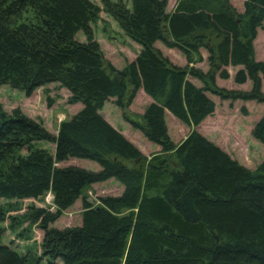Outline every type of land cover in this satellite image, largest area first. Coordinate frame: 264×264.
Returning a JSON list of instances; mask_svg holds the SVG:
<instances>
[{"label": "trees", "instance_id": "1", "mask_svg": "<svg viewBox=\"0 0 264 264\" xmlns=\"http://www.w3.org/2000/svg\"><path fill=\"white\" fill-rule=\"evenodd\" d=\"M166 2L129 0L128 8L101 0L140 48L118 70L92 37L99 8L88 0H0V86L29 97L56 84L67 104L79 105L56 134L17 108L0 110V202L50 193L54 207H27L21 216L41 231L36 255L3 243L0 203V264H264V158L248 169L194 129L214 112L208 94L264 107V61L253 50L257 31L264 32V0H242L241 12L228 0H177L167 13ZM79 31L83 42L74 39ZM155 43L179 51L184 66L172 65ZM199 49L205 71L194 67ZM227 67L236 68L233 84L248 82V90L215 84L216 76L228 79ZM138 90L150 102L137 121L122 118L158 147L148 159L99 113L109 100L124 111ZM166 113L192 129L177 144L168 138ZM249 134L264 148V110ZM36 142L53 144V154ZM70 160L98 170L65 165ZM109 180L119 195L97 197V206L82 195ZM76 200L80 224L50 227Z\"/></svg>", "mask_w": 264, "mask_h": 264}, {"label": "rangeland", "instance_id": "2", "mask_svg": "<svg viewBox=\"0 0 264 264\" xmlns=\"http://www.w3.org/2000/svg\"><path fill=\"white\" fill-rule=\"evenodd\" d=\"M99 8V13L94 22L90 24L92 37L97 42L100 52L105 63L110 64L115 69H121L126 63L133 60L139 52V46L130 41L121 30L116 22L103 10L101 0H88ZM111 3L121 1L129 8V0H109ZM177 0H167L165 12H169ZM230 5L237 11H242V0H228ZM74 39L78 42L84 41L83 34L79 31L74 35ZM256 60L264 61V32L258 30L255 39ZM154 47L165 57L172 65L184 66V58L179 51L175 49H167L161 43H155ZM202 51V62L195 64L201 70L206 69V58L204 49ZM201 55V54H200ZM228 68V72L230 73ZM232 71V70H231ZM228 73V75H229ZM226 80H218L217 85L226 90H248L249 84L238 86L233 84L232 76ZM192 82L194 80L189 79ZM195 83H197L195 81ZM261 91L264 93V82H261ZM67 92L59 88L56 84L35 90L29 97L24 96L21 91L12 90L7 86H0V110L9 113L12 109L17 108L27 118L38 122L45 130L51 134H56L58 125L69 119L78 109L79 105H69L66 103ZM214 103V112L208 120H205L196 128L209 142L213 143L224 151L232 159L236 160L240 165L254 169L264 158V148L251 138L249 132L252 125L262 114L264 107L262 104L254 102H228L221 101L217 97L208 94ZM149 99L138 90L129 106L125 110L116 108L111 100L105 102L99 110L100 115L115 129L122 132L121 134L129 139L140 153L151 156L152 151L157 146L143 139L140 133L130 128L122 117L137 121L139 115L142 114L144 108L148 105ZM164 123L168 138L173 144H177L189 132L187 129L176 121L168 113L164 116ZM36 147L45 149L49 154H53L54 145L46 142H36ZM25 151L22 150L23 154ZM151 152V153H150ZM144 156V157H146ZM148 157H146L148 159ZM66 164H72L80 168L96 171V164L84 160H70ZM64 165V164H63ZM57 166H61L58 164ZM120 193V186L114 181H107L90 185L86 188L82 195L87 198L93 206H97V197L101 196H117ZM4 203L6 210V218L1 224L4 229L2 241L10 245L18 252L29 251L30 253L39 254L38 244L41 240V231L36 225H30L23 221L22 217L27 212V207L44 208L53 210L52 196L46 193L37 200H10L1 201ZM5 203H9L7 205ZM80 201L76 200L61 216L49 225L52 228L62 229L65 227L78 226L80 224Z\"/></svg>", "mask_w": 264, "mask_h": 264}, {"label": "crops", "instance_id": "3", "mask_svg": "<svg viewBox=\"0 0 264 264\" xmlns=\"http://www.w3.org/2000/svg\"><path fill=\"white\" fill-rule=\"evenodd\" d=\"M172 10V9H171ZM170 10V11H171ZM169 11V12H170ZM258 32V31H257ZM256 36H257V34H256ZM256 39V38H255ZM255 40L253 41V50H254V58H256V52H255ZM204 53H205V51H204ZM200 54H201V57L203 56V54H202V51L200 52ZM206 54V53H205ZM203 58V57H202ZM205 58H206V55H205ZM256 60V59H255ZM184 64H185V62H184ZM206 69H207V66H206ZM205 69V70H206ZM229 69H231L230 70V73L227 71L228 70V67L226 68V71H227V73H229V75H228V78H231L230 76H231V74H232V72L234 71L235 72V70H236V68H229ZM205 70H202V71H205ZM189 80V79H188ZM215 84L217 85V81L218 80H220L217 76L215 77ZM193 85H195V86H199V83H195V80H194V82H192L191 80H189ZM247 84H249L248 82H246V83H244V84H242V85H238V86H244V85H247ZM218 86V85H217ZM212 100V99H211ZM149 102H150V100H149ZM210 117H207V118H205L204 120H203V122L205 121V120H208ZM122 133V132H121ZM125 137V136H124ZM126 138V137H125ZM127 139V138H126ZM128 141H130L129 139H127ZM159 149H158V147H157V149L156 150H154V151H152V153L153 152H157ZM151 153V152H150ZM143 156H146L147 154H143V153H141ZM146 157H148V156H146Z\"/></svg>", "mask_w": 264, "mask_h": 264}]
</instances>
